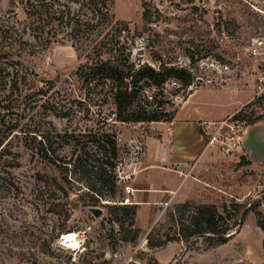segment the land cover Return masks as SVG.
<instances>
[{"label": "rangeland", "instance_id": "rangeland-1", "mask_svg": "<svg viewBox=\"0 0 264 264\" xmlns=\"http://www.w3.org/2000/svg\"><path fill=\"white\" fill-rule=\"evenodd\" d=\"M145 2L152 10L148 23L142 20ZM72 7L77 6L73 4ZM111 12L116 20L122 21L119 26L126 27L120 39V43L126 41L125 51L133 39L130 52L136 68L144 63L156 68L159 62L154 59H160L167 67L186 70L192 76V83L187 85L180 78L171 77L179 86L167 87L166 92L160 91L166 80L161 85L151 83L147 86L156 97L155 103L151 102L153 104L147 109H159L163 118L158 122H116L107 126L104 119L112 123L110 120L114 118L112 101L101 89V82L95 85V80L85 85L76 76L75 70L84 57L72 46L70 36L65 35L68 30L59 28L57 41L43 52L23 56V64L40 78L57 80L56 99L64 106L62 112H57L58 116L35 109L18 111L22 131H14L7 139L18 166L7 178L9 187L0 190V264H153L151 257L159 264H264L263 232L256 224L253 211L245 213L242 220L239 213V223L232 228L233 235L225 244L211 248L204 237L192 238L187 243L172 241L159 249L157 256L166 261L159 262L152 254L155 249H149L144 241L151 226L141 229L138 239L130 240L133 228L137 227L136 212L132 225L127 216L119 220L121 224L111 220L112 210L104 204L114 202L100 200L96 204L103 209L99 217L95 218L87 207L79 204L76 208L67 205L71 214L64 219L65 212L57 207L53 188L37 181L39 175L50 179L57 172L52 164L31 157V151L24 144L25 131L46 133L53 126L57 131L77 134L84 129L113 127L118 148V156L113 159L114 171L120 180L114 199L117 203L131 204L133 200L124 187L137 184L131 180L132 174L145 166L148 154L159 151L155 143L161 144L164 125L175 116L177 119L191 118L182 126L185 128L181 134L186 137L176 148L188 154L189 148H193L187 159L193 165H186L188 178L177 199L182 193L184 200L225 203L227 209L231 202L245 204V207L253 202L264 214V131L256 130L258 124H248L238 144L229 151L217 148L215 143L199 158L195 156L198 142L190 131L193 127L197 129L204 146L206 136L200 132L198 122L212 116L221 117L240 104L239 100L252 95L255 76L264 70V65L260 58L249 56L247 45L252 36L264 38V0H114ZM13 13L22 27L26 21L23 4L19 0H0V18L11 17ZM138 48H143L144 53L135 56ZM191 54L197 59L194 62L189 57ZM207 78L213 80L212 84H206ZM142 94L140 91L137 99L146 103ZM263 99L264 94L257 104L248 106L250 119L258 115L259 108L264 105ZM193 108L198 110L190 114ZM89 139L87 137L84 143L88 151L85 161L88 164L95 163L96 159L103 162ZM245 149L252 164L240 155ZM58 154L67 161L74 159L70 146L63 147ZM69 180L74 183L72 192L88 191L85 182L77 184L72 178ZM170 195L161 197L164 203L160 206L176 202L170 201ZM160 206H156L154 223L163 213ZM232 214H235L232 210L224 214L219 223L228 219L233 223ZM163 216L158 223L164 221ZM137 223L145 228L147 210L144 213L141 208ZM67 232H75L81 240L76 249L62 245L61 238Z\"/></svg>", "mask_w": 264, "mask_h": 264}, {"label": "trees", "instance_id": "trees-1", "mask_svg": "<svg viewBox=\"0 0 264 264\" xmlns=\"http://www.w3.org/2000/svg\"><path fill=\"white\" fill-rule=\"evenodd\" d=\"M19 2L23 4L26 13V21L22 27L14 13L11 17L0 18V190L9 187L7 178L11 170L18 166L7 140L14 131H22L18 111L35 109L53 112L56 116L57 112L63 111L64 105H60L56 99L57 80L40 78L21 60L25 55L33 56L37 52H43L56 42L60 33L59 28L68 30L65 35L70 36L72 46L81 51L80 54L84 57L75 70L78 79L85 85L95 80L97 81L95 85L101 82V89L107 92L106 96L112 101L114 118L110 120L112 123L104 119L107 126H112L116 122L139 123L161 120L163 116L159 109H147V106L153 103L140 101L137 99L138 93L151 83L161 85L169 77L180 78L187 85L192 83L190 73L184 69L167 67L160 59H154L159 62L156 68L145 63L136 68L130 52L133 39L125 48L127 51L123 49L126 41L120 43L122 30L126 27L119 26L122 21L116 20L111 12L114 0H19ZM73 4L77 7H72ZM151 17L152 10L145 2L142 20L148 23ZM189 57L192 62L197 60L193 54ZM260 63L264 65V61ZM155 99L154 96V103ZM257 122L264 123V113L249 119V124ZM49 130L46 133L27 130L23 138H27L24 139V144L31 151V157H39L52 164L57 172L51 175L50 179L46 178V175H39L37 181L41 182L42 186L53 188L52 194L57 196L58 200L57 207L65 212L63 218L68 219L71 214L67 205H71L72 208L79 204L89 207L98 204L100 200H109L114 203L104 204L112 210L111 220L122 224L119 220L123 221L124 216H127L132 225L136 204H121L114 199L120 180L114 171L116 163L113 159L118 156V148L113 127L84 129V132L77 134L68 130L57 131L53 126ZM87 137H90L88 142L95 148L96 154L100 155L103 162L99 163L96 159L95 163L88 164L85 161L88 151L85 150L84 143L87 142L85 141ZM65 146L72 147L74 159L67 161L58 154ZM53 157L60 159L62 163H57ZM245 161L250 163L246 159ZM71 178L77 184L85 182L84 186L88 191L82 194L72 192L74 183L69 180ZM72 195L74 197L70 198ZM226 206L225 203L216 205L212 202L196 203L192 200L168 204L162 213L164 221L158 223L161 215L154 223L157 210L152 204L149 211L151 228L146 234V246L149 249H158L168 242L181 240L187 243L192 238L204 237L208 240L209 247H216L225 244L233 235L232 228L239 223V213L242 216L253 211L256 224L263 232L264 249V214L257 209V205L252 202L245 207V204L231 202L230 209ZM231 210L235 213L232 214L233 223H230L228 218V221L219 223L224 219V214H229ZM140 232L139 227H134L130 240L138 239ZM151 260L153 264H159L153 257Z\"/></svg>", "mask_w": 264, "mask_h": 264}, {"label": "crops", "instance_id": "crops-1", "mask_svg": "<svg viewBox=\"0 0 264 264\" xmlns=\"http://www.w3.org/2000/svg\"><path fill=\"white\" fill-rule=\"evenodd\" d=\"M245 100L243 101L239 100L238 102H240L241 104ZM240 104H238L235 108L231 109L229 112L225 113L223 116L221 117L212 116L208 120L219 121L225 118L231 112H233ZM193 109L189 111L190 114L198 110L196 108ZM190 119L191 118L177 119V117L175 116L172 120L168 121V123L164 125L165 132H163V135L161 137V141H160L161 144L155 143L156 149L159 151L148 154L145 166L139 168L138 171L133 173L132 179L129 176L131 180L137 182V184L133 183L132 186L129 185L131 188H133V192L129 193V197H131L133 203L136 204L135 223L137 224V227H139L140 229H147L148 227H150L149 225L150 207L152 204L154 206L162 205L164 202L161 197H163L164 195H167L168 198V195L171 194L170 196H172V198L170 201L172 202L173 200H176V202L174 203H182L187 200V199L185 200L183 199L182 193H181L182 196L180 195L179 199H177V196L180 192V188L187 181L188 174L186 171L188 170V168H186V165L189 164L188 162L189 160L187 159L193 148H189V154H188V153H183L180 148H176V147L177 144L180 145L183 143L182 139L186 136L185 134H181V132L185 128V127L182 128V126L186 125L187 122L190 121ZM152 122H158V121H152ZM256 124H258L256 129L258 132L261 130L264 131L263 122ZM190 131L198 142V147L195 150L196 153L195 156L197 155L199 156L201 149L203 147L200 142V137L197 135L198 133L196 128L194 129L193 127L192 130ZM196 145L194 148H196ZM245 151L247 150L245 149L243 152L240 153V155L243 156L247 161H249L250 164H252L251 160L248 158V153L246 154ZM158 158L161 159L159 160ZM160 162H162L163 164L161 165ZM192 163H194V161ZM189 165L191 166L193 164H189ZM143 177H145L144 180H142ZM164 206H160L158 208L163 209ZM141 208H143L144 213L147 210V224L145 228L139 226L137 223L138 215ZM170 243L171 242H168L165 246H167ZM159 249L160 248L153 250L152 254L159 260V262H166V261H162L157 256ZM184 264H188V262Z\"/></svg>", "mask_w": 264, "mask_h": 264}, {"label": "built area", "instance_id": "built-area-1", "mask_svg": "<svg viewBox=\"0 0 264 264\" xmlns=\"http://www.w3.org/2000/svg\"><path fill=\"white\" fill-rule=\"evenodd\" d=\"M264 38L260 36L250 37L247 45V53L252 58H260V61H264ZM206 84H212L213 80L207 78L205 80ZM179 83L174 78H169L160 87V91L166 92L167 87H178ZM142 95L147 102H153L154 96L150 90L146 87L142 90ZM264 94V70L262 69L257 73L254 79V87L252 95L241 103L233 112L227 115L225 118L216 121L201 119L198 122L199 130L202 134L206 136V142L198 156L210 146L217 143V148L220 147L224 151H229L230 147H234L238 144L242 134L244 133L247 125L249 124L248 106L250 104H257ZM264 113V105L259 108L258 114ZM189 174V172L187 173ZM122 178V177H121ZM125 178V177H123ZM125 192L127 194L133 192V188L129 185H125ZM127 199V198H125ZM168 205L165 203L163 209Z\"/></svg>", "mask_w": 264, "mask_h": 264}, {"label": "bare ground", "instance_id": "bare-ground-1", "mask_svg": "<svg viewBox=\"0 0 264 264\" xmlns=\"http://www.w3.org/2000/svg\"><path fill=\"white\" fill-rule=\"evenodd\" d=\"M128 202V201H127ZM62 240V245L66 248H73L76 249L79 246V243H81L75 232H67L63 233V236L61 238ZM145 241V240H144Z\"/></svg>", "mask_w": 264, "mask_h": 264}, {"label": "water", "instance_id": "water-1", "mask_svg": "<svg viewBox=\"0 0 264 264\" xmlns=\"http://www.w3.org/2000/svg\"><path fill=\"white\" fill-rule=\"evenodd\" d=\"M143 53H144L143 48H138L134 51L135 56L142 55ZM105 203H107V202H105ZM87 209L95 218L99 217L103 212V209L99 206H96V205L89 206V207H87ZM242 217H243V215L241 216V220H242ZM144 240L146 242V239H144Z\"/></svg>", "mask_w": 264, "mask_h": 264}]
</instances>
